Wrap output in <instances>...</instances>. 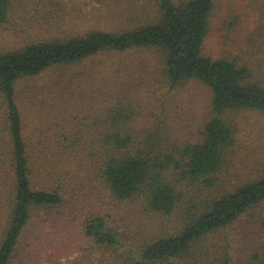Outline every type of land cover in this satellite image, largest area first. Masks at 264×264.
I'll use <instances>...</instances> for the list:
<instances>
[{"label":"trees","instance_id":"1","mask_svg":"<svg viewBox=\"0 0 264 264\" xmlns=\"http://www.w3.org/2000/svg\"><path fill=\"white\" fill-rule=\"evenodd\" d=\"M92 1L111 14L134 0ZM148 1L135 16L123 12L113 27L74 32L63 0H0V29L25 33L24 44L0 50V264H13L27 229L53 225L54 212L61 214L53 219L57 235L78 230L77 245L88 240L100 251L111 248L109 264H264V166L255 176L229 178L235 137L225 117L240 108L264 115V75L258 79L235 58L202 53L214 0ZM134 52L142 65L152 66L146 56L155 59L156 79L132 63L130 80L101 83L107 69ZM102 53L110 58L97 66ZM257 67L264 69V56ZM49 72L55 74L45 85L22 89L23 81ZM191 79L212 92L199 137L180 142L151 131L156 86L172 94ZM83 184L100 185L115 203L162 215L183 201L188 207H178L181 224L174 230L152 233L118 257L125 233L111 214L71 203ZM246 218L237 237L225 231Z\"/></svg>","mask_w":264,"mask_h":264},{"label":"rangeland","instance_id":"2","mask_svg":"<svg viewBox=\"0 0 264 264\" xmlns=\"http://www.w3.org/2000/svg\"><path fill=\"white\" fill-rule=\"evenodd\" d=\"M63 3L64 10L69 9L71 14L66 25H69L74 32H85L92 27H113L118 23L123 12L133 11L132 16H135L145 6L151 5L148 0H134L117 6V9H113V13L108 14L99 3L92 0H63ZM4 26L0 29V50L18 47L25 43L20 37L25 35L23 30ZM262 30H264V0H214V8L209 17L207 33L202 44V53L213 59L235 58L239 63H247L255 70L254 76L259 79L258 76L264 75V69L257 67L264 56V45L258 46ZM146 57L150 59L152 66H155V59ZM109 58V54L102 53L95 57L94 61L99 66L100 62ZM117 63L113 68L105 71L102 84H118L125 79L130 80V69L131 74L135 73L132 63L140 69L141 74L147 75L148 78H157L154 67L142 65L140 53L126 55L122 57L119 64ZM87 66H92L91 61ZM76 68L80 70L81 66L75 65L74 69ZM54 74L49 72L36 79L23 81L21 87L24 89L29 83L37 86L45 85ZM160 85L161 87L156 86L160 96L157 100H153L156 111L147 125L152 129L151 131L158 130L165 135L170 134L169 137L173 135L178 137L180 142L195 141L199 137L203 123L209 117L212 99L210 88L198 79H191L176 87L171 94L166 85L162 83ZM115 88L119 86L112 87V89ZM225 113L235 137L234 145L231 147L232 157H230L232 175L229 178H236V173L239 172L242 173L239 176L240 179L244 171H247V175L255 176V169L264 166V115L249 108L230 109ZM164 115L170 117L169 123L164 121ZM92 186L83 184L80 190L73 191L74 196L70 197L71 203L75 207L83 208L84 211H99L105 216L111 214L113 225H117L120 231L125 233L121 247L118 249L120 252L118 257H124L131 246L134 248L139 246L142 240L149 238L152 233L174 230L181 224L178 210L188 207V204L183 201L175 213L162 215L130 202L124 205L115 203L110 193L103 187L99 185L93 190ZM188 198L187 195L185 199ZM50 217L56 223V219H53H60L61 214L54 212ZM247 219L236 222L225 231L230 236L237 237L241 232L242 223L244 222L245 225L248 222ZM55 223L53 225L45 223L40 228L34 224L28 228L23 235L13 264H109L106 257L114 254L112 252L114 250L108 248L100 251L101 249L92 248L88 240L77 245L76 240H81L79 231L65 230L60 236L54 232ZM234 231H237V235L233 233ZM64 238L67 241L73 238L74 244L67 246L68 242H63ZM63 243L66 244V249ZM66 253L68 255L65 256ZM118 259L121 260V258ZM166 262L161 261L155 264H166Z\"/></svg>","mask_w":264,"mask_h":264}]
</instances>
